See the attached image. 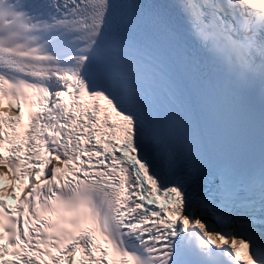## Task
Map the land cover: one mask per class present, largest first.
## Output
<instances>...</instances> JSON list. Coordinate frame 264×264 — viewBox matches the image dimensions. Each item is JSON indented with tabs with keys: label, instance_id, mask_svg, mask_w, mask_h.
Returning <instances> with one entry per match:
<instances>
[{
	"label": "snow or ice",
	"instance_id": "snow-or-ice-1",
	"mask_svg": "<svg viewBox=\"0 0 264 264\" xmlns=\"http://www.w3.org/2000/svg\"><path fill=\"white\" fill-rule=\"evenodd\" d=\"M0 264H264V0H0Z\"/></svg>",
	"mask_w": 264,
	"mask_h": 264
}]
</instances>
